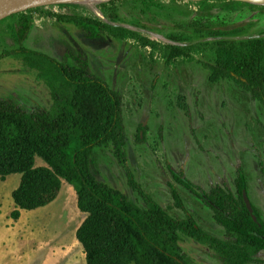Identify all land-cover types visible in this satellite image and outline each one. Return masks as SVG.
Listing matches in <instances>:
<instances>
[{"label": "rangeland", "instance_id": "374dc122", "mask_svg": "<svg viewBox=\"0 0 264 264\" xmlns=\"http://www.w3.org/2000/svg\"><path fill=\"white\" fill-rule=\"evenodd\" d=\"M117 1V0H116ZM247 3L252 7L240 5ZM213 4L208 7L206 4ZM224 6V7H222ZM38 8V7H37ZM99 9V8H98ZM120 21H112L80 5L51 4L32 12L33 24L22 44L13 38L15 18L0 20V53L15 49L55 55V44L77 48L85 53L91 71L123 95L126 131L125 164L119 163L111 143L94 149V169L99 181L120 190L141 205L138 194L128 184L131 172L137 182L161 206L173 204L168 182L183 197L187 211L198 224L215 235L224 231L213 219L211 209L199 198L177 185L168 165L182 168L194 183L208 188L225 178L231 185L235 167L241 165L247 178L251 203L264 220V180L257 166V155L264 165V105L251 100L249 93L233 78L212 81L210 64L216 60L210 45L192 50L188 56L165 57L167 45L212 43L223 37L171 40L173 28L196 14H211L216 24H236L248 31L231 39L264 37V3L255 0H118L112 7ZM89 11L114 26H125L138 33L126 38L91 39L60 15ZM106 19H105V18ZM130 21L156 26V30L131 25ZM223 24V23H222ZM167 25L168 28L163 29ZM178 31V30H177ZM184 35V34H183ZM15 95L28 109L37 104L50 107L51 96L37 72L26 67L20 56L5 55L0 59V97ZM139 135V137H138ZM141 139V141L139 140ZM36 165H44L36 158ZM20 174L0 179V202L11 197ZM18 227L25 245L38 246L45 264H85L81 244L75 232L85 214L77 207L76 187L63 180L58 197L48 206L35 209ZM170 213L184 217V211ZM180 246L199 264H221L206 247L182 236ZM259 256L264 258V251Z\"/></svg>", "mask_w": 264, "mask_h": 264}, {"label": "trees", "instance_id": "16d2710c", "mask_svg": "<svg viewBox=\"0 0 264 264\" xmlns=\"http://www.w3.org/2000/svg\"><path fill=\"white\" fill-rule=\"evenodd\" d=\"M117 2L110 0L98 8L109 20L120 21V13L112 9ZM239 4L252 7L244 2ZM38 8L9 16L16 19L13 38L17 44L29 36L32 12ZM59 18L91 39L138 36L132 29L114 26L89 11L79 10ZM130 23L157 29L141 21ZM222 23L216 24L209 13L180 22L173 27L176 32L168 36L171 40H191L185 36L186 32H193L196 40L223 38L212 43L167 45L165 57L188 56L192 50L210 45L216 53L214 64L209 65L211 80L233 78L251 100L264 105V37L225 38L241 36L248 29ZM168 27L165 25L163 29ZM55 52L48 55L21 47L0 53V59L10 54L20 56L26 67L37 72V79L49 89L52 100L50 107L34 104L26 109L15 95L0 97V178L20 174L19 185L12 192L15 209L11 218L18 219L21 210L52 203L64 180L76 187L77 207L85 214L75 232L85 264H199L181 248L182 236L206 246L221 264H264V258L259 256L264 251V220L252 204L257 217L254 221L244 203L247 178L241 165L235 167L232 185L222 178L208 188L194 183L182 168L168 165L175 183L211 209L214 222L224 231L222 236L198 224L171 182L167 185L173 204L165 208L144 191L129 171L128 184L138 194L141 205L99 181L94 169L96 147L111 143L114 157L123 165L126 162L122 92L93 73L87 56L77 48L56 43ZM37 157L44 165H36ZM257 166L264 180L259 155ZM176 208L184 211L185 216L172 215L170 210Z\"/></svg>", "mask_w": 264, "mask_h": 264}, {"label": "crops", "instance_id": "0c3cea01", "mask_svg": "<svg viewBox=\"0 0 264 264\" xmlns=\"http://www.w3.org/2000/svg\"><path fill=\"white\" fill-rule=\"evenodd\" d=\"M10 190L2 189L0 191L8 192L10 196ZM13 190L11 191V197ZM14 209L15 203L13 198L12 201L9 197L5 199V202H0V264H45V259L42 261L41 259L43 254L47 252V249L43 250L40 247L41 250H39L38 246H34L33 249V245H28L27 243L24 245L20 239L18 230L24 217L31 213L29 211L33 212L35 209L21 210L19 218L13 219L11 218V212Z\"/></svg>", "mask_w": 264, "mask_h": 264}, {"label": "water", "instance_id": "95a60500", "mask_svg": "<svg viewBox=\"0 0 264 264\" xmlns=\"http://www.w3.org/2000/svg\"><path fill=\"white\" fill-rule=\"evenodd\" d=\"M60 0H0V20L16 13H20L29 9L51 5L59 4ZM98 8V7H97ZM244 203L254 221L257 220L254 214L253 205L248 196V192L244 190L243 192Z\"/></svg>", "mask_w": 264, "mask_h": 264}, {"label": "bare ground", "instance_id": "6f19581e", "mask_svg": "<svg viewBox=\"0 0 264 264\" xmlns=\"http://www.w3.org/2000/svg\"><path fill=\"white\" fill-rule=\"evenodd\" d=\"M108 1H110V0H60L59 4H72V5L84 6L86 8H89L90 10L94 11L96 14L101 15V13L97 7L100 4L108 2ZM255 1H259V2L264 3V0H255Z\"/></svg>", "mask_w": 264, "mask_h": 264}]
</instances>
